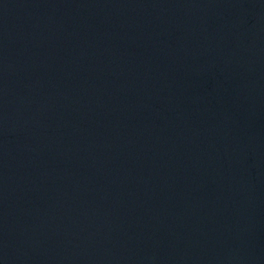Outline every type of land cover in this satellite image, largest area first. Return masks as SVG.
Here are the masks:
<instances>
[{"label": "water", "instance_id": "water-1", "mask_svg": "<svg viewBox=\"0 0 264 264\" xmlns=\"http://www.w3.org/2000/svg\"><path fill=\"white\" fill-rule=\"evenodd\" d=\"M0 264H264V0H0Z\"/></svg>", "mask_w": 264, "mask_h": 264}]
</instances>
